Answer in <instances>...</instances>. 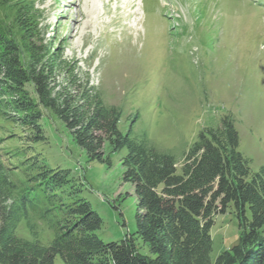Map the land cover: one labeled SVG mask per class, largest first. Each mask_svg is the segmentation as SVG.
Listing matches in <instances>:
<instances>
[{
    "label": "rangeland",
    "instance_id": "1",
    "mask_svg": "<svg viewBox=\"0 0 264 264\" xmlns=\"http://www.w3.org/2000/svg\"><path fill=\"white\" fill-rule=\"evenodd\" d=\"M33 1L42 42L63 63L53 86L96 89L121 110L123 134L132 129L179 166L200 132L231 117L252 171L264 167V0ZM1 111L0 164L12 181L26 183L41 165L68 170L104 221L96 233L103 242L136 231L134 189L123 180L127 149L106 145L111 164L89 162L52 112L44 111L45 139L36 141L35 130L8 118L11 109ZM39 228L46 244L50 233ZM19 235L29 236L24 223ZM211 235L215 263L240 240L232 211L215 217Z\"/></svg>",
    "mask_w": 264,
    "mask_h": 264
},
{
    "label": "trees",
    "instance_id": "2",
    "mask_svg": "<svg viewBox=\"0 0 264 264\" xmlns=\"http://www.w3.org/2000/svg\"><path fill=\"white\" fill-rule=\"evenodd\" d=\"M37 14L33 0H0V111L11 109L8 118L35 130L36 141L45 139L44 111L52 112L89 162L111 164L106 145L110 153L127 149L123 180L134 189L136 231L103 242L96 233L104 221L79 197L70 171L41 165L18 184L2 163L0 264H55L57 257L63 264H264V167L252 171L234 120L200 132L179 166L132 129L123 134L121 110L96 89L53 86L63 63L43 44ZM228 211L240 240L214 263L211 230ZM22 223L28 237L19 235ZM41 224L50 233L46 244Z\"/></svg>",
    "mask_w": 264,
    "mask_h": 264
},
{
    "label": "bare ground",
    "instance_id": "3",
    "mask_svg": "<svg viewBox=\"0 0 264 264\" xmlns=\"http://www.w3.org/2000/svg\"><path fill=\"white\" fill-rule=\"evenodd\" d=\"M80 16V15H79ZM82 21V20H81Z\"/></svg>",
    "mask_w": 264,
    "mask_h": 264
}]
</instances>
